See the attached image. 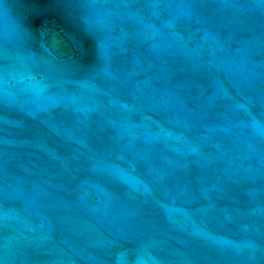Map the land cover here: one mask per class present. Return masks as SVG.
Wrapping results in <instances>:
<instances>
[{"label":"water","instance_id":"95a60500","mask_svg":"<svg viewBox=\"0 0 264 264\" xmlns=\"http://www.w3.org/2000/svg\"><path fill=\"white\" fill-rule=\"evenodd\" d=\"M63 264H264V56L156 153Z\"/></svg>","mask_w":264,"mask_h":264}]
</instances>
